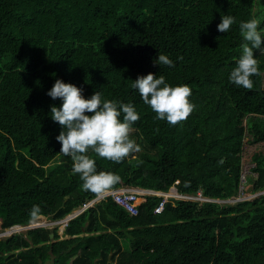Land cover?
Listing matches in <instances>:
<instances>
[{
	"label": "trees",
	"instance_id": "trees-1",
	"mask_svg": "<svg viewBox=\"0 0 264 264\" xmlns=\"http://www.w3.org/2000/svg\"><path fill=\"white\" fill-rule=\"evenodd\" d=\"M223 15L262 18L264 29V0H0V232L36 221L33 205L57 221L97 196L58 154L50 106L62 101L47 95L57 79L140 114L139 153L119 164L96 157L98 171L121 177L112 189L173 187L211 200L171 199L154 214L161 198L148 196L132 216L105 197L63 239L56 227L0 238V264H264V193L226 202L238 198L245 145L261 147L250 194L264 191V98L229 81L243 39L238 24L218 32ZM158 54L175 67L154 65ZM149 73L191 87L185 122L156 120L131 87ZM253 79L262 85L263 75Z\"/></svg>",
	"mask_w": 264,
	"mask_h": 264
},
{
	"label": "clouds",
	"instance_id": "clouds-1",
	"mask_svg": "<svg viewBox=\"0 0 264 264\" xmlns=\"http://www.w3.org/2000/svg\"><path fill=\"white\" fill-rule=\"evenodd\" d=\"M261 19L252 17L247 21H238L234 16L223 15L217 26L218 32L225 34L238 24L243 39L241 55L229 75V81L248 91L258 87L253 77L264 75L260 69V58L254 56L258 50L260 57H264ZM177 59L183 60V57ZM154 65L175 67L174 61L164 54H158ZM131 82V87L138 91L143 103L155 113L156 120L176 126L185 122L196 109L190 101L192 90L187 84L173 87L163 75L152 73ZM47 95L52 100L62 101L60 107L50 106V118L62 128L56 137L61 144L58 154L71 158L72 172L79 176L82 188L100 198L120 183L121 177L112 171H98L96 157L119 164L139 153L142 149L132 134L136 131L134 125L140 120V114L132 103L104 99L100 91L85 98L82 88L60 79L55 81ZM41 214L39 205L30 209L33 220Z\"/></svg>",
	"mask_w": 264,
	"mask_h": 264
},
{
	"label": "built area",
	"instance_id": "built-area-1",
	"mask_svg": "<svg viewBox=\"0 0 264 264\" xmlns=\"http://www.w3.org/2000/svg\"><path fill=\"white\" fill-rule=\"evenodd\" d=\"M246 184H247V178L246 176L243 177L241 173L240 187L238 190V198L235 200H229L226 202L245 200L242 196L245 194H248V191L246 193L245 191H243V189L246 188ZM174 191L175 192L173 194L171 193L172 191L163 193V192H157V191L143 189V188L120 186L117 189H111L105 192L100 198H97L96 196L92 200L84 203L80 209L73 211L72 213L66 215L64 218L60 220L46 221L45 219H42V217H39L38 219H36V221L40 220L42 222L34 221L26 226H14V227L6 229L5 231H2L4 232L2 235H5L4 237H8V236H11L12 234L18 233L25 229H33V228H41V227L43 228L56 227L58 236H63L65 229L71 219H73L74 217L79 215L81 212H83L85 209L91 207L96 202H98L100 199H103L105 197H110L115 204H117L119 207H121L124 211H126L132 216L137 215L138 207L145 203L146 197L148 196H156V197L161 198L160 202L157 204V206L153 210L154 214H160L167 207L171 199H190V200H197L200 202L211 201V200L203 198L200 192H197L196 195L194 196H190V195H181L177 193L176 190ZM215 202L222 203L223 201H215Z\"/></svg>",
	"mask_w": 264,
	"mask_h": 264
},
{
	"label": "rangeland",
	"instance_id": "rangeland-1",
	"mask_svg": "<svg viewBox=\"0 0 264 264\" xmlns=\"http://www.w3.org/2000/svg\"><path fill=\"white\" fill-rule=\"evenodd\" d=\"M262 86H264V75H263V83H262ZM259 150H261V147H252V146H249V145H245V147H244V153L242 155L243 158H242V172L241 173H242V176L243 177L246 176V178H247L249 176L252 179L255 178L256 174L252 172L253 164L252 165L250 164V157H251V155L253 153H255L256 151H259ZM151 153H154V152L152 151ZM248 188L251 189V186H250L249 183L246 184V188H244L243 191L247 192L248 191ZM174 190H175V188L172 187L169 191H172L171 193L174 194V192H175ZM262 193H264V191H262L260 193L258 192V193H255V194H250V192H249L248 194H245L242 197L244 199H250V198H252V197H254L256 195L262 194ZM44 219L46 221H49L46 218H44ZM35 222H42V221L38 220V221H35ZM3 233L4 232H0V238H5L4 237L5 235H2ZM119 238L121 239V241L123 240L121 238V235L119 236ZM122 243H123V241H122ZM123 248H125V246H123Z\"/></svg>",
	"mask_w": 264,
	"mask_h": 264
},
{
	"label": "water",
	"instance_id": "water-1",
	"mask_svg": "<svg viewBox=\"0 0 264 264\" xmlns=\"http://www.w3.org/2000/svg\"><path fill=\"white\" fill-rule=\"evenodd\" d=\"M256 91L258 93H260L262 95V97L264 98V86L258 85V87L256 88ZM250 191H251V189L248 188V192H250ZM49 237L52 238L53 234H50Z\"/></svg>",
	"mask_w": 264,
	"mask_h": 264
},
{
	"label": "crops",
	"instance_id": "crops-1",
	"mask_svg": "<svg viewBox=\"0 0 264 264\" xmlns=\"http://www.w3.org/2000/svg\"><path fill=\"white\" fill-rule=\"evenodd\" d=\"M42 219H44V217H42ZM59 238H60V239H63V236H60Z\"/></svg>",
	"mask_w": 264,
	"mask_h": 264
}]
</instances>
